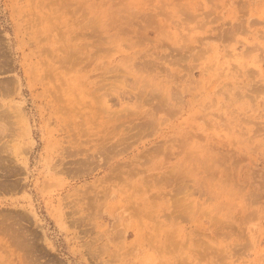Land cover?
Returning a JSON list of instances; mask_svg holds the SVG:
<instances>
[{
	"label": "rangeland",
	"instance_id": "rangeland-1",
	"mask_svg": "<svg viewBox=\"0 0 264 264\" xmlns=\"http://www.w3.org/2000/svg\"><path fill=\"white\" fill-rule=\"evenodd\" d=\"M0 264H264V0H0Z\"/></svg>",
	"mask_w": 264,
	"mask_h": 264
}]
</instances>
